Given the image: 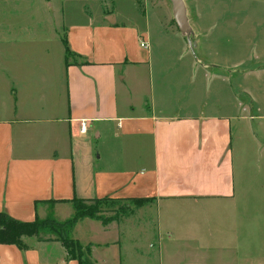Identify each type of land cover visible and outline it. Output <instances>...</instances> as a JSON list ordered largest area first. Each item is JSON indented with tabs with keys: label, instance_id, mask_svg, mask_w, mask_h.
<instances>
[{
	"label": "crops",
	"instance_id": "0c3cea01",
	"mask_svg": "<svg viewBox=\"0 0 264 264\" xmlns=\"http://www.w3.org/2000/svg\"><path fill=\"white\" fill-rule=\"evenodd\" d=\"M114 1L0 7V213L32 222L73 198H151L200 211L181 216L179 235L166 232L172 244L211 251L213 264H264V0L199 8L200 56L171 8L130 0L120 12ZM242 127L252 153L238 150ZM244 155L253 161L239 168ZM211 204L221 208L213 217L202 212ZM127 219L85 218L73 235L91 245L94 264H120ZM142 221L146 240L158 220ZM21 240L25 249L0 243V264H78L57 240Z\"/></svg>",
	"mask_w": 264,
	"mask_h": 264
},
{
	"label": "rangeland",
	"instance_id": "374dc122",
	"mask_svg": "<svg viewBox=\"0 0 264 264\" xmlns=\"http://www.w3.org/2000/svg\"><path fill=\"white\" fill-rule=\"evenodd\" d=\"M135 6L140 7V9L145 7L146 5L139 4L137 0H135ZM151 5L154 6H165L167 9L171 8L170 2L168 0H150ZM5 0H0V7L4 6ZM184 3L186 5V10H187V16H188V21L190 23V26L192 27L193 33L191 35V41L195 44V40L197 37V30L199 26H197V10L199 8H208L212 6V0H184ZM89 4V3H88ZM109 6L114 9V10H120V12H126L127 10H131V4L130 0H115L113 3H110ZM220 6H228L227 1L225 2L224 5L220 4ZM175 27L174 20L172 19L171 21ZM201 28V27H200ZM176 29V28H175ZM60 36L63 37V32H60ZM61 45V52H62V42H60ZM49 50H52V52H55L56 46H53V44H50L48 47ZM194 54L200 56L199 49L195 48V45L192 49ZM4 65V64H2ZM245 126V125H243ZM242 127V134L240 131V136H238V150H243L245 152L244 148L247 149V153H252L253 152V144L250 143V139L248 136L246 137V128ZM238 156V154H236ZM245 162L243 164H238L237 167H245V166H250L253 160L248 161L246 159V156L244 155ZM255 159V158H253ZM247 162V164H246ZM247 178L252 179L253 182H260L261 183V177H259V180H256V178L253 175L247 176ZM246 179V177H245ZM251 181V180H250ZM251 181V182H252ZM100 201H93V200H86L84 203L88 206H91L95 209V215L96 216H101L102 218L109 219L107 223H102L101 220L99 219H91L88 217H83L80 220H83L85 218L91 219L95 222H98L99 224L106 225L111 223L112 221L116 219H120L124 214H122V209L125 207V205L128 206L130 209L128 214L131 217V219H127L125 222V227L121 228L122 231L124 230V234L121 235V244H122V250L120 253V264H213L212 261V254L211 251H209L207 256H198L196 251L189 248V249H184L182 246V240H179L178 244H172V240L174 241L175 237L171 234V237H168V234L166 233L170 229H174L176 232L175 234L179 235L180 233V226H181V216L185 215H196L200 214L197 213V208L193 207L190 210L187 209H182L179 205L175 204H167L166 202L158 203L157 201L152 200L151 198H148V200H145L142 205L132 207L127 203L126 201L120 199V201H117L119 199H114V198H109V197H104V198H98ZM69 206H59L58 209V216L54 215L55 218H59V221H66L70 218H73L75 216V211L72 208V205L70 202L68 203ZM227 209V208H225ZM264 209V208H263ZM217 210V211H216ZM221 211V208H215L214 204H211L210 206H206L203 208L202 212L203 214L213 217L214 214H219ZM150 213V216H154L157 218V230L155 229L154 233H151V236L147 235V239L143 240V236L139 237L138 234L143 232L141 229L142 226V217L143 215H147ZM253 214H257V212H253ZM221 215V214H220ZM39 218V219H44ZM116 218V219H114ZM78 220V221H80ZM77 221V222H78ZM152 221V220H150ZM77 224V223H76ZM76 224L73 225L70 236L74 238L73 235V230L76 226ZM139 227L136 231L130 230L129 227ZM144 226V225H143ZM146 227V225H145ZM133 229V228H132ZM152 232V230H151ZM54 238H59L54 235L52 240H55ZM161 238V240H159ZM133 239L138 240L139 242H144L145 247L143 249L138 250L133 248L132 241ZM134 240V241H135ZM56 241V240H55ZM79 243L84 247L89 246L91 248V245L85 244L84 241L78 240ZM161 241V242H160ZM148 243L154 244L153 247L147 248ZM160 244V245H159ZM195 244V243H194ZM192 245L193 247L195 245ZM161 246V247H160ZM160 251H159V249ZM49 254L52 257H56L57 251L54 247H49ZM137 252V253H136ZM146 254V255H145ZM68 255V254H67ZM117 257V254H110V258L115 261ZM91 261L94 264L96 262L95 257H91ZM117 261V262H118ZM115 263V262H114Z\"/></svg>",
	"mask_w": 264,
	"mask_h": 264
},
{
	"label": "trees",
	"instance_id": "16d2710c",
	"mask_svg": "<svg viewBox=\"0 0 264 264\" xmlns=\"http://www.w3.org/2000/svg\"><path fill=\"white\" fill-rule=\"evenodd\" d=\"M65 60L73 55L69 49L67 41L64 37L61 38ZM93 201H100V199H92ZM129 203L132 207L140 206L148 198H127L122 199ZM83 199L73 198L68 200L74 209L75 216L66 221H59L54 217L53 210L49 209L47 216L44 219L35 218L32 222H21L14 220L4 213H0V243L1 244H15L20 249H25L26 246L21 240L22 236H35L39 241H50L51 238L59 241L67 252L68 259H75L78 264H92L91 252L89 246H83L70 236L72 227L83 217L91 219H99L102 223H107L109 219L102 218L95 215V209L84 203ZM117 201H120L117 200ZM130 209L127 205L122 209V214H128ZM116 219V218H114Z\"/></svg>",
	"mask_w": 264,
	"mask_h": 264
},
{
	"label": "water",
	"instance_id": "95a60500",
	"mask_svg": "<svg viewBox=\"0 0 264 264\" xmlns=\"http://www.w3.org/2000/svg\"><path fill=\"white\" fill-rule=\"evenodd\" d=\"M171 5V13L174 23L178 31L186 38L190 49L194 47V43L191 41V35L193 33L192 27L188 21L186 5L184 0H168Z\"/></svg>",
	"mask_w": 264,
	"mask_h": 264
},
{
	"label": "built area",
	"instance_id": "2783aa9c",
	"mask_svg": "<svg viewBox=\"0 0 264 264\" xmlns=\"http://www.w3.org/2000/svg\"><path fill=\"white\" fill-rule=\"evenodd\" d=\"M141 46H144V44L141 43ZM85 129H86V123L85 122H81L79 131L80 132H84Z\"/></svg>",
	"mask_w": 264,
	"mask_h": 264
}]
</instances>
